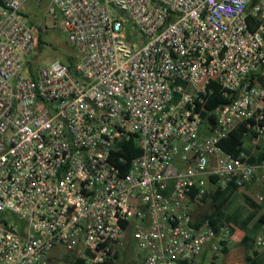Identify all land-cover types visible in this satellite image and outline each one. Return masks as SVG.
<instances>
[{"label":"built area","instance_id":"2783aa9c","mask_svg":"<svg viewBox=\"0 0 264 264\" xmlns=\"http://www.w3.org/2000/svg\"><path fill=\"white\" fill-rule=\"evenodd\" d=\"M29 1L0 4V264H103L131 232L142 264L230 246V224L191 204L205 177L264 184V160L219 144L241 124L264 140V0H46L73 68L37 62L46 29L25 21ZM211 80L232 97L214 126ZM130 138L142 153L124 173L111 157Z\"/></svg>","mask_w":264,"mask_h":264},{"label":"rangeland","instance_id":"374dc122","mask_svg":"<svg viewBox=\"0 0 264 264\" xmlns=\"http://www.w3.org/2000/svg\"><path fill=\"white\" fill-rule=\"evenodd\" d=\"M23 10L25 12L24 19L28 24L34 27L41 26V28L44 27L46 29L42 32L44 43L40 48L41 55L37 59L38 63H49L57 58L65 62H68L70 57L77 59L78 51L73 44L68 42L67 33L60 25V14L49 11L48 1L31 0L25 4ZM263 143L264 140H262L261 144ZM205 186L208 190L209 196L206 201H198L191 204L192 212L194 214L205 216L219 209L224 214H231L235 217L238 216L241 221L249 214V211L252 210V207L246 203L244 192H247L254 197L257 190L262 189V184L257 185L259 189H242L235 193L227 203L219 207V205L222 204L223 199L222 197L213 199L210 195L215 188V185L208 177H205ZM247 228L256 239L259 236L264 237V224L260 223L257 225L255 224V221H253ZM242 232L243 229L237 227V231L230 244L228 253L219 251L218 253L213 254V252H207L205 255L198 257L196 262L202 264H249L248 255L252 253V248L248 244L238 241ZM131 233H129L127 238L123 240L118 264H136L137 262H143L144 260L145 251L136 245ZM255 249L263 255L264 261V245L259 246L256 241Z\"/></svg>","mask_w":264,"mask_h":264},{"label":"trees","instance_id":"16d2710c","mask_svg":"<svg viewBox=\"0 0 264 264\" xmlns=\"http://www.w3.org/2000/svg\"><path fill=\"white\" fill-rule=\"evenodd\" d=\"M2 0H0L1 4ZM43 34L40 35V48L42 47V44L44 43L43 40ZM68 63L73 68L76 63L77 59L75 58H69ZM33 68V66H32ZM204 103H202V107L204 108V111L202 113L203 118L208 122L211 123L213 126L216 123V117L212 113V111L219 105L229 103L232 99L231 96L226 95V90L215 80H211L207 92L203 95ZM248 128L246 125L241 124L237 126L236 128L232 129L229 134L221 139L219 142L220 146L227 151L228 153H231L235 156H240L241 153H247L250 155L249 161L251 163H259L262 160H264V143L259 145L257 147V151L255 153H251L246 148V140L251 137L254 139L256 137V134L254 132H251V134H247ZM142 153V149L139 147L137 140L135 138H130L129 140H123L120 143H118L115 151L113 152V155L111 157V160L114 162L116 166H118L124 173H126L129 170V167L131 165V162L134 158L139 156ZM213 181H216L215 177H211ZM246 189L239 187L237 185H231L225 190L216 189L213 193V198L218 199L222 197V204L219 205L221 207L223 204L227 203L235 193L238 191ZM246 203L252 207L251 214H248L242 221L239 220L238 216H234L231 214H224L221 210L213 211L205 216H203L202 219L209 218L211 222L214 225H219L221 222H226L230 224L231 226V233H232V240L234 239L235 233L237 231V227H240L243 229V232L241 233V236L239 238V242L246 243L252 248V253L248 255L249 264H264L263 261V255L255 249L256 244V237L251 234L250 231H248V226L251 222L255 221V224H264V206L259 203L255 196L253 197L247 192H244ZM208 197V193H206L201 200L206 201ZM235 217V218H234ZM124 226H127V223H124ZM257 227V226H256ZM255 227V228H256ZM127 234L123 235V238H127ZM230 249L229 245H226L221 252L228 253ZM207 252H205L203 255H205ZM121 252L117 251L114 259L111 261L105 262L103 264H118V260L120 258ZM217 257V256H215ZM70 256H66L65 259L68 260ZM143 262H137L136 264H142ZM189 264V263H188ZM190 264H202L200 262H191Z\"/></svg>","mask_w":264,"mask_h":264},{"label":"crops","instance_id":"0c3cea01","mask_svg":"<svg viewBox=\"0 0 264 264\" xmlns=\"http://www.w3.org/2000/svg\"><path fill=\"white\" fill-rule=\"evenodd\" d=\"M23 11H24V10H23ZM245 146H246V148H247L249 151H251V153H255V152L257 151V149L255 148V146H254V144H253V139H252L251 137H249V138L246 140V145H245ZM257 185H259V184L255 183V184H253V185L247 187L246 189H252V188H257V189H259V188L257 187ZM216 189H217V188L215 187V188L213 189L212 193L210 194L212 197H213V193H214V191H215ZM260 190H264V184H262V189L257 190V192L260 191ZM207 193H208V191H207ZM208 196H209V195H208ZM213 199H214V198H213ZM200 201H202V200L200 199ZM251 212H252V210L249 211V214H251ZM263 212H264V209H263ZM226 215H228V214H226ZM195 217L198 218V219L203 218V216H201V215H199V214H195Z\"/></svg>","mask_w":264,"mask_h":264}]
</instances>
